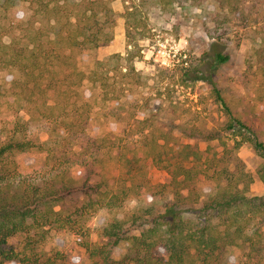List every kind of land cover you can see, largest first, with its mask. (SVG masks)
<instances>
[{
  "label": "trees",
  "instance_id": "1",
  "mask_svg": "<svg viewBox=\"0 0 264 264\" xmlns=\"http://www.w3.org/2000/svg\"><path fill=\"white\" fill-rule=\"evenodd\" d=\"M113 1L0 0V73L16 69L22 76L13 81L18 88L23 89L26 80L27 85L32 82L37 89L58 93L75 75V90L86 79H101L96 70L81 68L78 62L114 39L117 14L111 7ZM141 1L202 7L205 0ZM216 1L225 7L232 0ZM255 56L264 65V45L256 49ZM228 60L216 50L212 67ZM55 82L61 85H51ZM7 92L0 78V102ZM216 93L227 107L217 89ZM225 131L233 136L232 145L215 130L192 133L206 142H220V151L211 154L199 146L176 143L169 147L163 138L145 137L149 157L167 172L168 179L157 185L136 181L131 188L139 197L136 211L108 222L100 246L90 241L87 220L102 210L121 207L128 192L104 188L93 161L56 174L33 176L26 173L21 158L39 145L14 137L1 143L0 264L71 263L70 251L48 256L40 250L54 229L72 235L92 264H264V197L250 195L255 178L238 154L249 144L264 158V141L231 114ZM82 140H88L85 134ZM122 160L126 174L137 180L145 176L140 158ZM259 175L264 182V166ZM199 182L208 183L205 198L197 187ZM19 235L27 239L24 250L7 249L9 239ZM122 246L126 249L119 254Z\"/></svg>",
  "mask_w": 264,
  "mask_h": 264
},
{
  "label": "rangeland",
  "instance_id": "2",
  "mask_svg": "<svg viewBox=\"0 0 264 264\" xmlns=\"http://www.w3.org/2000/svg\"><path fill=\"white\" fill-rule=\"evenodd\" d=\"M111 7L117 14L114 39L78 62L81 68L96 70L101 79H86L75 90V75L58 93L37 89L32 82L27 85L26 80H22L24 88H18L13 81L22 76L16 69L0 73L8 89L0 102V144L14 137L39 145L22 155L26 173L48 176L93 161L104 188L128 192L121 207L102 210L87 220L89 239L97 246L104 243L102 230L108 222L128 218L136 211L139 197L131 189L136 181L157 185L168 179L167 172L149 157L145 137L163 138L169 147L176 143L199 146L211 154L220 151V142L191 135L197 129L215 130L232 145L233 136L225 131L231 114L264 141V65L255 56L256 49L264 45V0H232L225 7L216 0H205L202 7L114 0ZM155 31H168L187 43L188 68L165 69L145 58L142 50L147 49ZM216 50L229 60L212 67ZM84 134L87 141L82 140ZM238 154L255 178L250 195L264 197L259 175L264 158L249 144ZM133 156L146 169L138 180L126 174L122 164L124 157ZM197 187L205 198L208 183L199 182ZM26 242L25 236L13 237L7 249L22 252ZM125 249L122 246L119 254ZM40 250L48 256L70 251L71 263L63 264H92L86 249L72 235L56 229L48 232Z\"/></svg>",
  "mask_w": 264,
  "mask_h": 264
},
{
  "label": "built area",
  "instance_id": "3",
  "mask_svg": "<svg viewBox=\"0 0 264 264\" xmlns=\"http://www.w3.org/2000/svg\"><path fill=\"white\" fill-rule=\"evenodd\" d=\"M147 59L155 60L165 69L188 68L190 64L187 43L168 31H155L147 49L142 50Z\"/></svg>",
  "mask_w": 264,
  "mask_h": 264
},
{
  "label": "crops",
  "instance_id": "4",
  "mask_svg": "<svg viewBox=\"0 0 264 264\" xmlns=\"http://www.w3.org/2000/svg\"><path fill=\"white\" fill-rule=\"evenodd\" d=\"M115 52H118V51H115Z\"/></svg>",
  "mask_w": 264,
  "mask_h": 264
}]
</instances>
